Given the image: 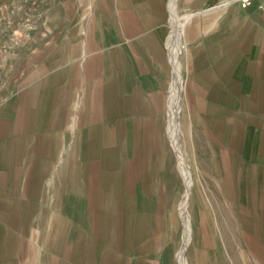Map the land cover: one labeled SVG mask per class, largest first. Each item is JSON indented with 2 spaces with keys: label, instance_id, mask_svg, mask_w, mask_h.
<instances>
[{
  "label": "crops",
  "instance_id": "0c3cea01",
  "mask_svg": "<svg viewBox=\"0 0 264 264\" xmlns=\"http://www.w3.org/2000/svg\"><path fill=\"white\" fill-rule=\"evenodd\" d=\"M63 6L59 38L19 63L8 54L13 64L3 68L0 264H174L167 237L180 179L167 127L175 33L192 160L205 154L215 186L228 197L235 190L239 221H257L254 252L264 264L259 0Z\"/></svg>",
  "mask_w": 264,
  "mask_h": 264
},
{
  "label": "rangeland",
  "instance_id": "374dc122",
  "mask_svg": "<svg viewBox=\"0 0 264 264\" xmlns=\"http://www.w3.org/2000/svg\"><path fill=\"white\" fill-rule=\"evenodd\" d=\"M65 1L0 0V81L4 82L8 76V71L4 72L3 68L13 64L14 58L8 54L16 53V62L19 63V57H22L23 61L25 57L28 58L50 45L46 41L47 39L59 38L62 20L66 12L63 6ZM1 53H5L6 56ZM185 114L186 108L182 89L181 108L178 117V145L174 143V137L167 127L171 146L177 159L176 181L180 179L179 188L175 186L178 189L176 191L178 202L176 205L177 225L175 234L167 237V244L174 249L172 252L174 264H181L178 258L184 243L186 226L190 228L189 244L184 252L186 264H263L254 252L257 221L249 219L245 221V225L241 220L239 221L235 190L230 189V197H228L223 194L221 187L215 186L218 173L206 171L205 154L199 153L198 159L194 156V161L192 160L190 125ZM204 134L198 132V137H204ZM202 141L204 142V140ZM178 147L191 170L190 178L192 180L189 200L185 207L186 217L184 218L181 210L184 206L186 180L182 174L181 157L176 149ZM200 151L198 150V152ZM201 152H205V149ZM196 159L198 160L197 168ZM198 199H201L202 202H199ZM204 224L205 227L202 229ZM209 227H211V231H209ZM209 232L213 234L210 235ZM211 243L214 244L211 253L196 249L197 245L208 247Z\"/></svg>",
  "mask_w": 264,
  "mask_h": 264
},
{
  "label": "bare ground",
  "instance_id": "6f19581e",
  "mask_svg": "<svg viewBox=\"0 0 264 264\" xmlns=\"http://www.w3.org/2000/svg\"><path fill=\"white\" fill-rule=\"evenodd\" d=\"M173 21L177 24L178 23V18L176 17L175 14H173ZM178 26V25H177ZM178 28V27H177ZM169 45L171 48V51L173 54V64H174V78L171 86V92L169 95V107H170V121H169V131L174 137V143L178 145V135H179V130H178V117H179V111L181 108V91H182V83H183V77H182V71H181V63L180 59L178 58L180 49H181V43L180 39H178L177 34H173V39H169ZM168 48V47H167ZM170 51V50H169ZM176 135V136H175ZM176 145V147H177ZM178 151V155L181 157V169H182V174L185 176L186 180V192L183 200L184 206H182L181 214L184 217L185 215V207L188 203L190 192H191V185H192V180L190 178L191 176V170L188 167V163L185 160V157L183 154L180 152L179 147L176 148ZM187 214V213H186ZM190 228L186 226L185 228V233H184V243L180 249L179 252V258L181 264H186L185 258H184V252L189 244V234H190Z\"/></svg>",
  "mask_w": 264,
  "mask_h": 264
},
{
  "label": "built area",
  "instance_id": "2783aa9c",
  "mask_svg": "<svg viewBox=\"0 0 264 264\" xmlns=\"http://www.w3.org/2000/svg\"><path fill=\"white\" fill-rule=\"evenodd\" d=\"M238 1L242 7H246L247 5H249L251 3V0H238ZM224 3H228V1H224ZM169 5H170V3H169ZM259 6L261 8H264V0H259ZM171 19H172V16H171ZM169 47H170V45H169Z\"/></svg>",
  "mask_w": 264,
  "mask_h": 264
}]
</instances>
